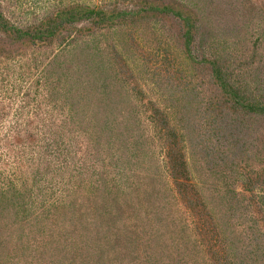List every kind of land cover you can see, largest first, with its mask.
Returning <instances> with one entry per match:
<instances>
[{"label": "rangeland", "instance_id": "obj_1", "mask_svg": "<svg viewBox=\"0 0 264 264\" xmlns=\"http://www.w3.org/2000/svg\"><path fill=\"white\" fill-rule=\"evenodd\" d=\"M239 2L0 0L4 18L24 30L75 4L114 14L141 9L143 16L118 18L113 27L90 32L58 30L51 43L15 41L0 30V51L16 54L0 56V264L160 263L162 242L132 243L135 233L144 236V228L151 233L160 225H167L170 243L182 237L180 252L169 248L175 253H169L170 261L184 256L182 264H212L199 242L201 231L194 230L191 214L170 192L177 193L169 175L168 142L148 120L144 106L149 100L167 112L184 137L180 145L189 166V192L195 184L209 208H219L226 243L249 232L248 218L263 212L248 203L251 193L240 176L244 167L248 172L264 169V152L249 145L246 153L234 156L232 146L217 143L218 130L203 114L209 106L230 101L232 94L214 78L213 68L222 71L246 62L233 79L251 90L255 70L264 77V0H251L246 13L258 26L252 30L257 43L251 36L248 42L227 40L225 45L206 36V25L225 23L231 11L239 15ZM192 24L195 40L188 57L181 34ZM59 34L62 45H57ZM234 49L237 57L231 64L228 56ZM75 98L83 101L74 107ZM105 104L111 107L104 109ZM126 123L139 127L131 135L124 133L137 140L133 143L117 136ZM222 158L251 159L231 170ZM118 177L122 186L114 184L117 195L104 188L103 179L108 187ZM141 182L144 186L137 188ZM122 192L128 193L122 197ZM159 218L167 219L157 224ZM183 224L189 229L185 239ZM119 237L128 238L130 245L126 256L113 258L109 243Z\"/></svg>", "mask_w": 264, "mask_h": 264}, {"label": "trees", "instance_id": "obj_2", "mask_svg": "<svg viewBox=\"0 0 264 264\" xmlns=\"http://www.w3.org/2000/svg\"><path fill=\"white\" fill-rule=\"evenodd\" d=\"M234 1L236 2V0ZM239 1L241 2L235 5L237 6V9H235L234 6V9L237 10L235 12L239 14L237 17H235L236 15L234 11H231L232 18L228 17L224 19L225 23L221 20V22H213L210 25H206V27H209V31L206 33L207 38H213L214 41L221 42V44L224 43L226 45L227 43L225 41L227 40L248 42V38L252 36L254 44L257 43L259 37L254 38L255 32H252L253 29V31H255V28L258 27L256 26V22L253 21L255 18L253 16L246 15V13H249L248 11L252 9V7L250 9V5H248L251 3V0ZM119 12L120 13L114 14L112 12H106L103 9L75 4L59 8L52 13H48L46 18H44V20H42L39 24L33 28H27L24 30L13 26L4 18L3 13L0 11V30L11 33L12 36L16 38L15 41L33 43L36 41L35 39L38 38L43 42L51 43L53 42L51 38L56 36L58 30H61L62 32H72L75 30V32L83 33L85 30L90 32L95 27L100 29L104 27H113V24L118 18H120L121 21H125V19L129 16H137L143 19L141 9L137 11L130 10L128 12ZM244 15L245 17H243ZM80 24L86 25L80 27L79 29L76 28V26ZM193 27L194 24L189 25L185 33L181 34V37L185 39L184 51L187 55H189L188 57H191L193 54L192 48L195 40V34L193 36L191 31ZM57 41V45H62L64 42V39L60 34L57 37ZM234 53L235 49L231 51L228 56V58L231 59L230 63L237 57ZM15 55L16 54H14V52L0 51V56H4L7 59L13 58ZM254 58H256V55ZM249 61L252 62V60ZM211 63L212 66L216 65L213 61ZM247 65L248 64L246 62H241L237 64V66L232 67V69H229L231 67L227 65L222 71H220L218 67L213 68L214 72H212V75H214V78H216L218 82L220 81L222 85L229 87L228 93L231 91L232 94L230 96V101H220L216 104L217 106H209L206 111L203 112L205 117H209L206 120V123L210 126L212 125L215 128V131L218 130L216 139L217 143H221L224 146H232V148L235 149V155L233 154L234 156H236V153L238 152L246 153L249 145H253L259 154L264 152V137L262 136V132H264V130H262V128H264V77L260 76L261 72H259V69L255 70L254 78L252 80L256 83V86L253 87V90L249 88V84H243L238 79H233L236 77L235 75L237 69L245 68ZM80 99H73L71 102L72 106L75 107L76 105H80L81 101H83ZM83 105L85 106V104ZM110 107L111 105L109 104H105L103 106L104 109H108ZM144 107V111L147 113L148 120L152 123L154 131L162 136L164 142H168H166V146L169 163V175L175 184L177 193H172V190L170 192L175 201L178 203L180 200L179 203L183 204L184 209L191 214L193 222H195L194 230L198 229L199 232L201 231V233H199L201 234V240L199 242L202 246H204V248H206L205 250L208 251V259L211 263L264 264V169L261 167L258 172H248L244 167V174L240 173L244 189L251 193L248 203L259 206L260 210L263 212V216H250L248 218V221L251 223L249 232L243 231L240 235V240L238 239V236L236 237L235 235L230 239L231 241L226 243V238L223 237L221 232L223 229L219 216L221 213L219 208H217L216 212L213 211L212 208H209L210 204H208L203 197L198 195L195 184H192L190 189L191 193L189 192V166L188 162L185 160L184 154L182 153L183 147L180 145L181 140H183L184 137L179 135L178 130L172 124V120L168 117L167 112L158 107L155 101L149 100L145 103ZM129 125L132 126L131 124ZM129 125L126 123L124 125V130L121 129V133L117 136L127 138L128 142L131 141V143H133L137 140H131V136H127L124 133L126 131L129 135H131V132L133 133L136 131V128L139 127L132 126L133 128H130ZM254 135L257 136L253 139L252 137ZM117 139L120 140L119 138ZM128 142H126V144ZM35 153L36 151H34V154ZM255 156L256 155H254V157ZM32 157L33 156L31 155V158ZM258 157L260 156H257L254 159H258ZM262 157L264 159V155H262ZM250 159L246 158L242 160V158H222V161L223 163L227 162L230 165L231 170H233L236 169V167L238 168L239 164L240 166L246 165ZM116 173L117 175L115 176H119L118 171H116ZM103 181L104 188H107V190L112 191V193L116 192V194L120 192L119 189L114 186V184H119L117 187L122 186V182L119 177L117 182L112 179L108 187L106 186L107 180L103 179ZM141 186H144V182L137 183L136 187L139 188ZM124 193L125 192H122V197H124V195L128 192ZM238 203H240V201H238ZM236 208L237 206L233 207V210ZM147 216H150V214L148 213ZM166 219L167 218H159V220H157V224H160ZM181 220L185 222L182 215ZM165 223L167 224V222ZM166 226L167 225H160V227L156 230L152 228L153 230L151 233L148 232V229L144 228V236H140L135 233L132 243L135 245L140 244V246L147 244V246H149L150 243L156 239L157 242H162L161 247L159 248V250L162 251V257L160 263L156 262L153 264H182L185 260L184 256H182V258H176L175 260L173 258L171 261L169 259L170 252L175 255L172 249L177 248L179 252L181 251L177 245L179 244V241L182 240V237L175 236V239L170 243L171 236L168 235ZM182 226L184 229L180 232L185 235V237L183 236L185 239L189 229L187 224H183ZM255 228H257L258 233L253 231ZM96 230L98 231V228ZM127 230H129V227ZM99 233H101V231ZM151 234L153 236H151ZM109 244H112L109 247V252H111L113 254V258H115L119 253L126 256L125 246L130 245V242H128V238L119 237ZM227 244H229L228 247ZM169 248L172 249L169 250ZM102 250L104 252V249Z\"/></svg>", "mask_w": 264, "mask_h": 264}]
</instances>
